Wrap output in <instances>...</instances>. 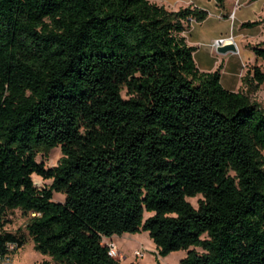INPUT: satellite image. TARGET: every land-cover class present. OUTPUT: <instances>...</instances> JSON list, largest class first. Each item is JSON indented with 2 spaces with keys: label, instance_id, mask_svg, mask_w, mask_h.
<instances>
[{
  "label": "trees",
  "instance_id": "trees-1",
  "mask_svg": "<svg viewBox=\"0 0 264 264\" xmlns=\"http://www.w3.org/2000/svg\"><path fill=\"white\" fill-rule=\"evenodd\" d=\"M208 15L0 0V257L31 239L55 264H123L102 239L146 232L160 258L185 251L180 264H264V109L251 98L264 66L245 92L223 88L220 66L200 72L181 34ZM57 147V166L37 162ZM14 211L27 220L8 232Z\"/></svg>",
  "mask_w": 264,
  "mask_h": 264
},
{
  "label": "rangeland",
  "instance_id": "rangeland-1",
  "mask_svg": "<svg viewBox=\"0 0 264 264\" xmlns=\"http://www.w3.org/2000/svg\"><path fill=\"white\" fill-rule=\"evenodd\" d=\"M152 3L157 4V0H150ZM185 0H182V3ZM256 0H226V7L229 13V18L234 19V15H231L234 11L236 13V18L238 20L244 21H257L260 20L264 15V0L257 1L255 3H251ZM246 2V3H244ZM207 9L205 11L208 12L207 21L199 28V30L207 31L215 30L222 32H230L228 37H232L233 40L235 36L239 35L235 39V43L238 51L236 53H227L225 55L219 54L216 51L214 46V42L201 43L199 51L195 54V60L199 68L210 69L212 67V63L214 60H219L220 63L223 64V70L221 73V84L223 88L234 90L238 88L237 84L240 81L239 75L241 71H245V68H252V66L257 65L260 67L264 66V63L260 60L254 61L250 63L251 60H255V55L252 52L250 47H264V25L259 27H255L252 29H244L241 30V27L238 28V34L234 30V34H232L233 27L230 28L231 20L225 21L223 19H218L215 14L214 8L210 5V3L205 4ZM197 29V30H198ZM232 29V30H231ZM195 34V33H194ZM243 34V35H242ZM241 40V41H240ZM247 44V48L243 46V44ZM208 46L211 47L212 52L208 50ZM253 58V59H252ZM246 67H245V66ZM247 88L245 86L242 87V91H246ZM251 98L255 102H257L264 109V84H262L259 89L253 93H251ZM264 155V152H263ZM62 157V153L59 147L50 150L48 153L41 154L39 153L36 156V160L39 163H42L46 168H52L58 165L60 159ZM34 185L42 189L44 187L48 188L51 184L49 180H43L35 175L32 176ZM201 196H197L195 198H189L188 201L194 206L197 207V200L200 199ZM64 199L63 194L54 193L53 200L61 202ZM149 215L146 214L145 218ZM11 224L7 225L4 229L8 232H15L17 229L24 226L27 217L24 216L19 211H14L10 215ZM139 237H136L133 241L128 239L125 240L124 243L120 238L116 243H121L120 249L125 251V256L128 255L135 249H141L144 253L142 258H136L139 264H155L156 260H159L160 264H180L181 259L185 256V251H177L169 254L167 257L160 258L158 256V252L154 247H152L151 251L149 250L151 239L149 238L146 232L138 233ZM132 235V234H128ZM115 243V242H114ZM123 244V245H122ZM134 252V251H133ZM132 252V254H133ZM121 253V252H120ZM122 254V253H121ZM134 256V255H133ZM152 256V257H151ZM123 259L124 256H123ZM123 259L120 261L122 262ZM7 264V263H0ZM8 264H55L49 257H46L33 248V242L29 239L26 244L17 251L15 255L12 256V260Z\"/></svg>",
  "mask_w": 264,
  "mask_h": 264
},
{
  "label": "crops",
  "instance_id": "crops-1",
  "mask_svg": "<svg viewBox=\"0 0 264 264\" xmlns=\"http://www.w3.org/2000/svg\"><path fill=\"white\" fill-rule=\"evenodd\" d=\"M257 1H260V0H256V1L250 2V4L251 3H255ZM206 3H210V5L214 8V10H215L214 12H215V14H216V16L218 17L219 20L220 19H223L225 21L231 20L230 28L233 27V30L231 29L232 30V34H234V30L236 31V34H238V28H240L242 23L247 22V21H244V20H238L236 18V13L234 14V17H233L234 19H230L229 18V13L230 12L227 11L226 3H225V8L222 10V9L217 7V5H216L214 0H185V1H183V3H182V0H157V5H162L169 11H177L180 8H185V7H188V6L196 7V8L205 10V9L208 8L205 5ZM244 3H246V2H244ZM207 19L204 22H202V23H194L193 22L191 24V28L188 31L183 32L181 34V36H183L185 38V41H186V43L189 46H192V47L195 48V51L193 53V58H194V62L196 64V67L198 68V70L200 72H213L216 69H218L219 66L221 67V69H220V72H221L223 70V64L224 63H220L219 60L218 61L214 60V62L212 63V67L210 69L199 68V66L197 65L196 60H195V54L199 51L201 43L205 42V43L208 44L209 41L215 42L216 40H218L220 38H228V35L231 33V31L230 32H226V31L225 32H222V31H216L215 32V30H209V29L207 31L199 30V29H201L199 27H201L207 21ZM241 30H244V29L241 28ZM238 36L239 35L235 36L234 42H236L235 39ZM206 41H208V42H206ZM242 44H243V46L245 48H247L246 47L247 44H244V43H242ZM211 49L212 48L208 46V50L210 52H212ZM254 61H256V59L255 60H251L250 63H253ZM246 71H247V68H245V71L244 70L241 71V73L239 75L240 81L237 84V86H238L237 90L236 89H234V90H230L229 89V91H234V92L242 91V87H243V85H242V77L245 75ZM136 237H139V234H132V235L124 234L122 236H112V237H110L108 239L116 243L117 240L120 238L122 240L120 242L124 243L125 240L130 239V240L133 241ZM119 244H121V243H119ZM119 244L116 243L119 251L122 253V255L125 258V259H123V261L121 263L129 264V263H132V262H137V259L132 254V252L135 249L128 255V257H126L125 256V251H124L125 249L124 250L120 249L121 247H120ZM154 246L155 245L151 241L150 242V246L148 247L149 250L151 251L152 247H154Z\"/></svg>",
  "mask_w": 264,
  "mask_h": 264
},
{
  "label": "built area",
  "instance_id": "built-area-1",
  "mask_svg": "<svg viewBox=\"0 0 264 264\" xmlns=\"http://www.w3.org/2000/svg\"><path fill=\"white\" fill-rule=\"evenodd\" d=\"M231 15H234V11ZM227 39H232V37H228V38H220L218 40H216L214 42V46L215 48L221 46L225 40ZM102 244L106 246L107 248V252H108V255L116 260H119L121 261L123 259V255L120 253L116 243H114L113 241L109 240L108 238H103L102 239ZM7 249H8V254L3 256V257H0V263H10L11 260H12V253L17 251L18 249V246L17 244L15 243H8L7 244ZM133 255L135 258H142L144 256V253L142 252L141 249H136L134 250L133 252Z\"/></svg>",
  "mask_w": 264,
  "mask_h": 264
},
{
  "label": "water",
  "instance_id": "water-1",
  "mask_svg": "<svg viewBox=\"0 0 264 264\" xmlns=\"http://www.w3.org/2000/svg\"><path fill=\"white\" fill-rule=\"evenodd\" d=\"M217 53L225 55L227 53H236L238 51L236 43L232 39H227L224 43L216 48Z\"/></svg>",
  "mask_w": 264,
  "mask_h": 264
}]
</instances>
